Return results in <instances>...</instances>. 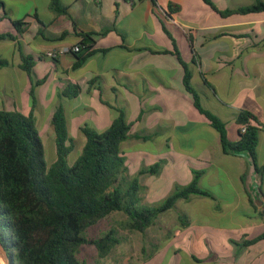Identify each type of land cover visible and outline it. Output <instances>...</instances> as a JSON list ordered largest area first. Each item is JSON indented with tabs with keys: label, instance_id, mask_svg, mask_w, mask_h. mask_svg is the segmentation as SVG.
<instances>
[{
	"label": "crops",
	"instance_id": "crops-1",
	"mask_svg": "<svg viewBox=\"0 0 264 264\" xmlns=\"http://www.w3.org/2000/svg\"><path fill=\"white\" fill-rule=\"evenodd\" d=\"M9 1L26 6L19 15L2 0L0 34L12 39L0 41L10 53L4 59L10 85L0 110L32 113L42 143L44 136L53 137L55 149L51 119L62 107L69 144L81 151L83 126L105 131L117 110L123 111L130 137L120 144V153L128 174L144 187L147 204L166 198L176 184L188 185L194 171L201 173L197 187L206 195L178 200L159 215L141 234L153 251L145 253L140 246L137 264H264V239L249 243L264 233V11L221 17L202 0H156L155 6L152 0H59L67 12L58 15L49 0ZM211 2L226 11L255 0ZM169 6L177 9L166 20L176 49L154 13L168 12ZM20 20L26 26L19 35L12 22ZM41 30L67 35L51 42L39 35ZM81 32H92L94 41L93 54L81 67L74 68L70 53L54 62L45 58L49 49L79 44ZM159 49L168 52H153ZM176 51L202 107L225 124L230 141L239 139V111L257 118L254 160L247 153L222 152L219 134L184 88L185 71ZM26 57L32 79H44L35 88L34 108L29 75L20 68ZM69 86H78L80 93L68 98ZM158 162L157 175H138ZM139 254L146 259L141 261Z\"/></svg>",
	"mask_w": 264,
	"mask_h": 264
},
{
	"label": "trees",
	"instance_id": "trees-1",
	"mask_svg": "<svg viewBox=\"0 0 264 264\" xmlns=\"http://www.w3.org/2000/svg\"><path fill=\"white\" fill-rule=\"evenodd\" d=\"M131 1V0H125ZM221 17L246 15L264 11V1L255 0L249 6L219 11L211 0H202ZM156 5V0H152ZM3 6L0 0V9ZM50 9L58 15H65L66 8L59 0H49ZM168 12L154 10L163 32L171 39L176 49L169 25L171 6ZM165 13V14H164ZM20 35L26 23L12 22ZM39 35L51 42L63 41L67 33L51 34L41 30ZM92 32H81L78 51L73 54L74 68L83 65L93 54ZM12 39L8 33L0 34V41ZM167 53L165 49L153 50ZM176 55L184 68L183 85L193 97V105L204 116L208 124L219 134L224 154L247 153L255 158L259 122L247 111H239L235 122L239 127V139L230 141L225 124L213 113L204 109L198 92L190 83L191 74L178 52ZM57 58L50 59L56 61ZM192 62L196 63L194 55ZM31 59L26 57L20 68L30 78L29 99L31 108L36 106L35 88L44 82L31 77ZM0 60V66H6ZM206 85L207 82H205ZM64 95L74 98L80 93L78 86H69ZM51 125L55 135L56 161L47 165L44 147L35 126L32 113L0 110V244L4 248L9 264H83L78 255L82 246H92L99 258L110 255L124 238L115 227L109 228L95 238H88L89 228L98 224L110 214L119 212L125 219L119 222L122 231L144 234L159 215L175 206L178 200L191 195H206L197 187L200 172H193L192 181L185 186L174 185L172 192L158 203L147 205L144 201V187L136 177L128 174L125 160L120 153V144L130 137V124L123 111L117 110V117L102 132L88 126L80 130L85 143L77 159L69 164L67 157L73 149L67 128L64 110L58 107ZM242 128L245 131L242 132ZM162 162L143 167L138 175H157ZM264 216V210L262 212ZM264 239V233L251 243ZM98 264V263H97Z\"/></svg>",
	"mask_w": 264,
	"mask_h": 264
},
{
	"label": "rangeland",
	"instance_id": "rangeland-1",
	"mask_svg": "<svg viewBox=\"0 0 264 264\" xmlns=\"http://www.w3.org/2000/svg\"><path fill=\"white\" fill-rule=\"evenodd\" d=\"M7 3H10L9 0H4ZM38 5H40V2L37 1ZM14 6V9L17 10L19 15L23 14L25 11V4L26 3H20V2H12L10 3ZM195 8V4H194ZM207 8V7H206ZM195 13H197L196 10H194ZM4 42H0V60L8 59L9 58V51L4 48ZM4 72H6V67L0 66V102L2 99H6V86L10 85L7 78L4 76ZM33 80H35L33 78ZM23 83V82H22ZM21 84V82H20ZM23 85V84H22ZM25 115H28L27 112H25ZM91 117H95L94 114H92ZM43 147H44V156L47 165H50L54 159H55V149H54V141L53 137L50 136H44L43 137ZM73 151L70 153L67 161L69 164H72L75 159L80 155L81 148L79 145H76L73 149ZM158 203V202H156ZM155 204V203H152ZM147 204V205H152ZM125 219V216L122 213L115 212L110 214L108 217L101 220L98 224L88 229L86 235L88 238H95L99 236L100 234L104 233L111 227H115L119 230L121 236L124 238L122 243L115 247L109 256L106 258H99L97 255L96 250L92 246H82L80 248V253L77 256L79 261L83 264H137L135 257L138 255L139 247L143 246L145 253H148L149 251H153L152 244L148 243L147 241H143V237L141 234L137 232H127L122 231L119 229V222L123 221ZM144 253V254H145ZM139 259L145 260L146 255H140ZM0 264H4L3 260L0 258Z\"/></svg>",
	"mask_w": 264,
	"mask_h": 264
},
{
	"label": "built area",
	"instance_id": "built-area-1",
	"mask_svg": "<svg viewBox=\"0 0 264 264\" xmlns=\"http://www.w3.org/2000/svg\"><path fill=\"white\" fill-rule=\"evenodd\" d=\"M78 51V47L75 46H70V47H59V48H53V49H49L44 53L45 58L48 59H54V58H58L61 57L65 54H69V53H74ZM242 132L245 131V128H242L241 130Z\"/></svg>",
	"mask_w": 264,
	"mask_h": 264
},
{
	"label": "water",
	"instance_id": "water-1",
	"mask_svg": "<svg viewBox=\"0 0 264 264\" xmlns=\"http://www.w3.org/2000/svg\"><path fill=\"white\" fill-rule=\"evenodd\" d=\"M0 258L3 260L4 264H9L7 254L1 244H0Z\"/></svg>",
	"mask_w": 264,
	"mask_h": 264
}]
</instances>
